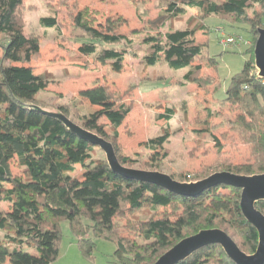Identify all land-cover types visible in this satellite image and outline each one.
Masks as SVG:
<instances>
[{
  "label": "trees",
  "instance_id": "trees-1",
  "mask_svg": "<svg viewBox=\"0 0 264 264\" xmlns=\"http://www.w3.org/2000/svg\"><path fill=\"white\" fill-rule=\"evenodd\" d=\"M21 4L22 0H0V32L11 35L6 43L0 40V202L10 204V211L0 215V233H4L0 235V264L7 260L11 264H55L61 240L60 224L64 221L82 256L88 260H92L94 240L101 239L114 244L116 264H154L182 239L208 229L226 232L244 254H254L258 235L241 214V190L221 185L195 197H182L149 183L127 180L110 170L98 146L36 109L43 108L36 95L42 91L44 77L34 73L23 52L17 54L19 65L7 63L14 44L19 48L27 42L17 31L23 27ZM184 8L195 10L203 20L216 16L230 24H246L252 35L264 27V0H171L165 3L162 17H176ZM89 14L84 9L73 18L74 26L88 38L79 52L97 55L101 65L111 61L121 66L126 50L103 48L97 52L96 45H118L121 41L131 44V40L118 33L125 21L108 18L95 26ZM41 22L48 28L56 27L54 18ZM201 28L206 27L170 30L145 38L143 43L149 46L145 65L154 66L162 59L173 69L189 67L184 81L202 87V66H191L203 56L204 46L195 39ZM254 43L247 51L249 58L241 72L231 78L224 98L225 102L241 105L243 113L237 124L255 158V164L230 170L241 176L264 174V84L256 76ZM31 53L30 58H35L37 52ZM78 97L75 110L80 111L81 103L97 109L93 116H79L81 127L107 141L98 123L104 119L113 138H117V129L130 112L121 97L104 85L81 90ZM58 110L68 117L66 108ZM173 113L167 109L158 119L168 120ZM164 141V137H157L146 142L153 154L152 162L166 157L164 151L159 154ZM112 146L118 162L128 168L131 160L121 157L117 147ZM12 161L21 168V176L11 173ZM76 166L83 170L79 179L72 176ZM167 207L179 212L175 220L163 215L134 222L137 211L147 208L155 212ZM255 208L264 215V202H257ZM123 220L125 224L120 223ZM178 264L233 263L219 245H211Z\"/></svg>",
  "mask_w": 264,
  "mask_h": 264
},
{
  "label": "rangeland",
  "instance_id": "rangeland-1",
  "mask_svg": "<svg viewBox=\"0 0 264 264\" xmlns=\"http://www.w3.org/2000/svg\"><path fill=\"white\" fill-rule=\"evenodd\" d=\"M170 1L22 0L19 14L23 27L16 30L27 42L19 48L12 43L14 50L7 63L19 65L17 54L23 52L34 73L44 77L42 91L36 95L37 103L49 111L66 108L67 118L80 127L79 116L97 113V109L87 103H81L80 111L75 110L74 103L81 90L104 85L116 92L130 109L117 129L118 137L113 138L106 120L100 119L98 123L107 141L117 147L119 155L131 160L126 165L128 168L160 172L177 182L188 180L185 181L188 183L255 164L252 146L246 142L242 128L237 124L243 109L241 105L225 102L224 98L231 78L241 72L248 60L247 51L256 42L258 34L252 35L246 24H230L216 16L203 20L195 10L188 8L176 17H162L165 3ZM84 9L89 10L95 26L108 18L125 21L118 33L131 40V44L121 41L118 45H96L97 52L103 48L126 50L121 66L111 61L101 65L97 55L85 56L79 52V47L87 43L88 38L74 26L73 18ZM48 18H54L55 28H48L41 22ZM201 25L206 28L199 29L195 39L204 46L203 56L194 60L191 66H202V87L184 81L189 67L173 69L162 59L154 66L145 65L144 58L149 54V46L143 43L145 38L170 30L197 29ZM10 36L0 32V40L5 43ZM227 37L241 38L246 44L224 48L220 41ZM33 51L37 54L31 59ZM260 102L263 105V100ZM167 109L174 112L170 119H158V115L165 114ZM157 137L165 138L159 154L164 151L167 155L152 162L153 154L145 144ZM10 168L14 176L22 175L15 162H11ZM82 172V168L76 166L72 176L79 179ZM222 193L226 191L222 190ZM8 211L10 204L0 202V215ZM178 214L172 207L158 208L155 212L145 208L134 213V222L163 215L173 221ZM126 216L130 217V213ZM120 223L125 224V220ZM60 232L55 264H116L113 243L95 239L92 260H88L82 256L67 222L60 224ZM29 253L35 255L33 250ZM4 264L11 262L7 260Z\"/></svg>",
  "mask_w": 264,
  "mask_h": 264
},
{
  "label": "water",
  "instance_id": "water-1",
  "mask_svg": "<svg viewBox=\"0 0 264 264\" xmlns=\"http://www.w3.org/2000/svg\"><path fill=\"white\" fill-rule=\"evenodd\" d=\"M253 56L256 76L264 80V29L258 30ZM36 109L62 122L69 131L79 138L98 146L104 153L110 170L127 180L149 183L182 197H195L206 189L221 185L241 190V214L258 235V244L254 254H244L225 232L219 229H208L182 239L161 255L154 264H178L197 251L211 245H219L233 264H264V215L255 208L257 202H264V174L241 176L221 172L196 182L187 183L177 182L160 172L126 168L118 162L112 144L105 139L74 124L59 111H49L38 107Z\"/></svg>",
  "mask_w": 264,
  "mask_h": 264
},
{
  "label": "built area",
  "instance_id": "built-area-1",
  "mask_svg": "<svg viewBox=\"0 0 264 264\" xmlns=\"http://www.w3.org/2000/svg\"><path fill=\"white\" fill-rule=\"evenodd\" d=\"M241 43H243L241 38H232V37H227V38L221 39V41H220V44L224 48L230 47V46H232L233 48H238ZM262 83L264 84V80L262 81Z\"/></svg>",
  "mask_w": 264,
  "mask_h": 264
}]
</instances>
